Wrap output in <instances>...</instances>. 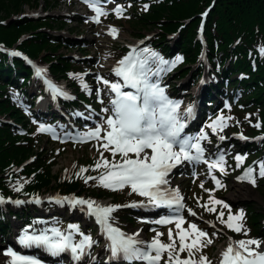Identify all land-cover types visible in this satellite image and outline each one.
<instances>
[{
  "label": "rangeland",
  "instance_id": "1",
  "mask_svg": "<svg viewBox=\"0 0 264 264\" xmlns=\"http://www.w3.org/2000/svg\"><path fill=\"white\" fill-rule=\"evenodd\" d=\"M140 1L142 2L139 3ZM160 2L161 0H37L36 5L32 3H24L20 11L10 12L7 16L2 14L0 17V26L5 27L12 20L22 21V19H27L34 23H42L33 30L21 32L18 38H30L33 34L41 32L50 36L51 41L63 43L59 46H57L58 44L54 43L53 45L57 46L55 51L51 48H42V51L39 52L40 56L37 58V61L41 62L42 60H46L49 63L47 59L43 58L45 53L56 57L54 60L56 63H60V68H64V74L67 75L66 77L63 76V74H57L59 75L58 77H60V80H63L65 84L71 89L76 88L77 85L82 87L84 93H86V96L88 97L86 103L92 104L97 113H99V117L93 113L92 118L94 122L87 123L84 129L88 127L95 128L98 125H103V127L106 128L107 125L104 124V121L110 114L109 112L106 113L102 111V109L107 108L110 92L109 89L106 88V86L97 78L99 77L104 80H108L111 83L118 82L122 84L123 81L120 77L112 76V71L115 68V65L118 64V61L126 57V53L130 50L128 46L130 47L133 42L136 44L137 42L142 41V44L136 46V49L138 48V50L133 57L141 58L143 53H145L147 56L150 55L151 52H148V50H154L155 47L152 45V43H149L150 39L147 38H152V36L153 38L155 37L154 33L156 30L152 29L153 24L150 23L143 28L141 27L142 24L140 26L139 23L130 22L129 20L134 14H139L140 11L147 10L149 3ZM89 3H95L104 13H106V15L100 16L99 23H95L91 19V14L94 12L89 7ZM117 7L122 10L119 17L115 11ZM206 9L211 10V6H204L198 13L199 21L196 25V39L201 38L203 42H206V39L209 38V34L207 33L208 29H206L207 23H201L203 20L202 16ZM204 17L206 18V14H204ZM45 20H48V23H45ZM149 20L150 19L147 21ZM49 21L53 22L49 24ZM200 23L203 24V28ZM166 24L169 25L168 22H166ZM108 27L115 28L117 30L115 38L109 34L110 30H108ZM180 29L181 26L178 25L175 30H164V37L161 38H166L165 41L169 42V45L174 48V45L171 43H174L175 40H178L177 31H180ZM179 34H181V32ZM66 39L70 40L71 42L64 43ZM197 41L200 42V48L202 45L201 40L198 39ZM156 43H158V41H156ZM146 44L147 46L145 47ZM10 49L12 48H3V50L7 52ZM145 49H147V52H145ZM154 51L158 52L157 50ZM197 55L198 52L195 56L196 59H198L200 56L199 55L197 57ZM65 60H69L71 62L73 61L79 66V68H65ZM152 61L153 59H149L150 63L148 62V65L146 66V68L149 70V81L153 79L151 77L155 76L153 75L154 67L152 66ZM201 67L202 66H200V68ZM182 68L183 67L180 69ZM170 71L172 70H169V72ZM165 72L167 73L168 71ZM221 74H223V72H221ZM239 74L240 71L237 73V75ZM189 75H186L181 79L176 78L177 76L174 75H169L165 80H163V77L157 79V81L161 83V87L164 89L168 87L169 90H171V86L169 84L174 83L175 87L182 94L181 97L174 98L176 102L181 104L178 109V114L181 111L183 113L187 105V99L193 97L192 92L196 88V85H192L191 70L189 71ZM189 77L190 80L188 81ZM224 77H226L225 74L221 75V78L218 82L224 81ZM239 78L244 79L245 76L239 75ZM73 79L77 84L76 86L72 83ZM248 79L249 76L244 80V83ZM84 85H86V87H84ZM209 85H213L212 82H210ZM226 87L228 88L227 92L229 94L230 92L231 94L236 93V90H234L235 93H232V89H229V85ZM249 90L251 92V87ZM205 91H208V88H206ZM205 91L204 94H206ZM255 91L256 89L253 91V93ZM8 92H11V88L8 89ZM206 95L211 96V93ZM168 98L172 99L173 95L170 94ZM230 98L232 99H229L228 97L224 98L223 100H216L215 110L211 112L209 116H206L203 119V122L200 124L201 126L199 128V130H201V132H203L207 137L204 139V141L208 142V149L212 150L213 147L216 146L214 151L219 155L211 159L209 163L219 160L222 156L224 161V172L221 173L218 169H213L210 172L208 169V163H203L202 169H195V174L191 173V170H189V172L182 170L169 177V180L177 186L178 190H181L182 194L180 196L183 198L182 200L185 203V209L191 208L195 213V215H189V213H187L184 209L185 212H181V214H179V217H183L184 219V223L181 224V228L188 229L189 223H195L197 227L206 232L208 237L213 241L212 244L209 245L210 248L208 249V251L211 250L210 254L215 256V260L211 264H216L218 262V258H221V245L224 244V246H226L232 240L238 242L240 240L256 239L262 242L261 246H264V234L261 236L255 234V237L257 238H253L254 236L252 235V227L250 233H248L245 227L246 220L248 217H250V213L251 215L252 213L259 215L257 218L258 225L260 227L264 226V178L260 177L258 174V164L260 162H264V157L261 155V151L264 150V139H260L261 137H264V129L263 127H254V125L257 123H259L260 126L264 124V104H256L257 107H254V105L251 104V110L243 108L242 106H235L233 109H231L229 102H233L235 104V102H238L239 98H241V95H233ZM8 106H13V104L10 103ZM37 107L38 105L36 106L35 113H37V115L40 117H44V120L49 119L48 114L43 115L41 112H37ZM17 108L21 110L23 107L18 105ZM11 111H14V109H9V111L0 113V120L18 127L19 131L23 133L22 135L24 136L29 133L40 136V145L36 146H41L40 150L37 149L29 156L35 159L36 155L40 156L42 153V156L48 155L47 159H52L54 157L49 169L53 175H57V180L52 181L53 184L48 187V189H44L45 192L52 194L63 192V186L60 187L58 185V183H60V178L62 181H64L76 177L85 183L86 177H99L101 173L105 171V169L103 167L96 169V164L97 162L102 164L104 159L108 160L110 163L121 161L119 154L114 157L111 154V151H105V149L101 146L104 143L103 140L97 141L95 139H87L86 134L88 131L82 129L81 124L78 121L76 122L79 124V126L74 124L75 131H73L72 128L70 129V127H67L65 124H62V126L59 124H53V127L49 128L44 122L39 120L37 115H34V113L29 110V107L22 109L20 121L14 116L10 115ZM31 113L33 116H31ZM28 114L31 116V118L35 119L30 120ZM101 114H103L102 117L100 116ZM218 117L224 118L226 127L223 128V131H220L218 126L217 131L213 133V130L208 127V125H211L212 122ZM61 118L64 117L61 116ZM64 121L66 124H68L67 119ZM41 126H43L45 131H40ZM248 126L251 127V129ZM48 129L51 131H48ZM67 130L69 132H67ZM237 134L253 135V137L256 139L247 142L246 144H248V146L245 145L244 147H241L239 146V142L236 140ZM101 136H103V131ZM220 136H224V140H227V142L217 141L216 138L218 139ZM210 137V140L212 141L215 139L214 142L209 143L208 138ZM23 140L24 139L22 138L18 142L22 143ZM231 142L234 143V145L227 147L228 143ZM148 151L150 152V150ZM101 153H103V157H101ZM237 155L245 157L243 162L239 165H237L235 160ZM29 161V159L25 158L19 163L21 164ZM246 167L253 169V177L256 180L255 187L249 184L247 180L241 179L244 176L242 175V171ZM81 168H85L87 171L81 173L78 176L77 173H80ZM212 177H215L216 180L220 181V187H217ZM92 180L93 179H89L87 183ZM201 184H203V187H201ZM237 189L239 190L237 191ZM240 190L241 192L243 191L242 194L241 192L239 193ZM122 191L124 195H126L124 197V200L126 199L125 201L121 199L122 197H117L115 200H113L114 197L109 196L106 198H100L96 201L101 203H110V201L113 200L115 203L119 202L126 204L124 205L125 207L119 209V214L121 215L123 212H127L126 214L129 215L128 217L132 218L133 213L127 208L131 206L128 205V202H132L134 200L141 202L145 201L147 198L139 196L136 193H132L130 187H125ZM231 193H239L241 196L240 198L235 199L233 196H231ZM93 194L94 193L82 191V196H86L85 199L88 198L95 200L96 197ZM210 197L213 199H218L229 205V208L231 209V215L233 216L237 215L241 211L243 212V220L240 222L243 224V229L241 232L237 233L229 230L225 224L221 223L220 219L217 218L219 213L222 211L224 213L223 220L227 221L230 214L229 208H224L222 205H215L216 211L209 212L204 207H202V205L205 204H208L209 207H212V205L209 204ZM11 202H14L13 198L11 199ZM148 205L152 204L148 203ZM154 208L157 212V207H153V209ZM12 210L21 213L23 220L26 219L25 215L30 214L28 211H34V213L39 215H41L44 211L42 207H37L35 205L31 206L25 203L17 205L16 207L12 208ZM48 210H52V207H50ZM66 211L62 214V218H64L63 216L66 214ZM46 212L51 214V211ZM120 215L116 216L114 221L116 223L119 221V223L125 229H127L128 232L139 230L143 235L144 240H146L144 248H146V245L151 243L153 239L157 238V233H160L159 240L161 243H170L168 238L169 231L172 233L176 248H179V238L177 236L179 229L176 228L174 222L166 226H158V217L156 214L152 217L150 216L146 222H144V220L141 222L140 219H138V222H132L126 219L127 217L125 218V216ZM7 216L13 220V224L11 226L13 227V235L10 238V241H12L17 233L15 228L20 227L21 220L16 219L14 215H10L9 213H7ZM45 216H47V214ZM78 218L79 217H69L68 219L73 220ZM245 231L247 232V235L244 234ZM98 239H100V234ZM191 239L192 238L189 237L186 239L185 243H191ZM100 247H98V249ZM0 250H2V248H0ZM3 251L4 253L6 252L5 249H3ZM206 253V249L203 248L202 251L196 252L192 259L198 260V256H205ZM152 254L154 255V253ZM179 255L181 259L188 258L187 250L179 253ZM166 261L167 253H164L159 264H166ZM10 262L11 261H8L9 264ZM83 262L84 261L74 264H86ZM64 264H67V262L64 261Z\"/></svg>",
  "mask_w": 264,
  "mask_h": 264
},
{
  "label": "snow or ice",
  "instance_id": "2",
  "mask_svg": "<svg viewBox=\"0 0 264 264\" xmlns=\"http://www.w3.org/2000/svg\"><path fill=\"white\" fill-rule=\"evenodd\" d=\"M89 7L96 13L92 18L93 21L99 23L100 16L106 15V13L95 3H89ZM115 11L119 17L122 10L117 7ZM109 34L115 38L117 30L111 28ZM145 52H147V49H145ZM12 55H19V53L13 52ZM149 59H159L161 65L168 63L160 59L155 52L151 53L149 58L133 57L130 54L118 61L117 67L113 69L115 75L122 79L123 84L111 83L108 80L97 78L109 89L110 93L115 94V97L110 100V109H102L106 113L111 112L104 121L107 127L104 128L103 125H98L86 134V138L97 141L103 140L104 143L101 146L105 151H111L114 157L119 154L121 161L110 163L104 159L102 164L97 162L96 169L103 167L105 171L99 177H86L85 183L89 179L97 180L98 186L112 191L130 187L132 193L146 197L148 202L156 207L167 206L171 208L175 205L176 210L179 211L183 208L181 203L183 198L179 195V192H168L162 186L168 184L166 177L177 165L184 161L199 163L203 160L205 150L201 147L200 141L207 137L203 132L196 137L181 136L185 124L181 122V117L178 115L180 104L169 99L165 94V89L159 83L149 81V70L146 68ZM176 62H180V58H177ZM172 66L174 67L175 64ZM35 71L37 76H42L45 72L40 67H36ZM158 74L153 73V75ZM49 88L54 96L65 95L63 90L50 82ZM122 88L134 91H122ZM190 112L191 108H188L187 113ZM218 126L220 131H223V128L226 127L223 117H218L211 125H208L213 133L217 131ZM254 127L259 128L260 124L257 123ZM40 131H45L43 126H41ZM48 131L51 130L48 129ZM102 131L103 136H101ZM240 138L247 139L243 136ZM219 139L222 141L225 137L220 136ZM260 139H264V137ZM192 150H195V155L192 154ZM101 157H103V153H101ZM244 159L245 157L241 155L235 157L237 165L242 163ZM223 163V157L221 156L219 160L208 163V169L210 172L213 169H218L223 173ZM258 168L259 176L264 178V162H260ZM85 171L87 169L81 168L80 173H77V175L79 176ZM212 179L217 187L221 186L219 180H216L215 177H212ZM241 179L247 180L253 187L256 186L252 168H248ZM201 187H203V184H201ZM15 190L19 191L20 188L17 187ZM0 203H5V201L0 198ZM13 203L20 205L24 201L16 200ZM71 203L73 206H87L88 215L94 216L96 223L100 225L106 241L105 250L110 253L112 259L122 257L130 264L137 260L146 261L147 264H159L162 255L167 253L166 264H211L204 255H200L198 260L192 259L196 252L202 251L203 248L211 245L213 241L195 223H189L188 229H182L183 217H177L174 221L170 219L157 221L160 224L175 223L176 228L179 229L177 232L179 238L178 249L171 231L168 234L170 243H161L159 240L160 233H157V238L147 244L146 248H142L140 245L144 244L143 241L137 240L135 235L125 234L119 228L113 226L114 217L112 213L120 206H101L95 201L83 199H74ZM209 204L212 207H209L208 204L202 205L209 212L216 211L215 205L229 208V205L211 197ZM229 213L227 221L223 220L224 213L222 211L217 218L229 230L237 233L241 232L243 224L240 222L243 220V212L241 211L233 216L229 208ZM189 215H195V213L189 210ZM70 227L71 233L68 235H64L56 229L50 230L52 236L45 234L28 235L26 234L27 230H25V234L20 237L19 242L25 246H43L52 255L69 251L76 261H80L85 255L91 256L90 250L98 242L83 234H81L82 238L79 242H73L72 233H78L79 229L74 226ZM244 234L247 235V232L245 231ZM189 237L192 238L191 243L186 244L185 241ZM261 244L262 242L256 239L240 240L236 243L230 242L226 250L221 253L220 264H264V250L261 249ZM185 250L188 252V258L181 259L179 253ZM4 254L11 257L10 264H39L37 260L18 255L11 249Z\"/></svg>",
  "mask_w": 264,
  "mask_h": 264
},
{
  "label": "trees",
  "instance_id": "3",
  "mask_svg": "<svg viewBox=\"0 0 264 264\" xmlns=\"http://www.w3.org/2000/svg\"><path fill=\"white\" fill-rule=\"evenodd\" d=\"M141 2L142 1L139 3ZM24 3H32L36 5L37 0H0V17L2 14L7 16L10 12L20 11ZM148 6L147 10H139V14H134L129 21L139 23L140 26L142 24L141 27L143 28L151 23L153 24L152 29L159 31L157 33L158 36L149 38V43H152L155 47L154 50H157L158 52H155L154 50H148V52H155L160 59L167 61L168 63L163 65L160 64V69L162 70L157 69V66L152 64L154 68L156 67L155 73H159L158 75H160L163 70L169 66L171 70H179L177 75L178 78L181 79L182 77L189 75V71L191 70L192 83L196 82V76L199 73L200 68L199 70L198 68L194 69L192 64L193 62H196L195 56L199 51L200 43L197 41L198 39H196V25L199 21L198 13L204 6H211L206 21V29H208L207 33L209 34V38H207L208 40L206 39L208 42L207 52L210 60L215 66V72L220 73V75L225 74L226 77H224V81L218 83L217 86L211 85L208 87V91H205V93L212 94L213 91H218V93H221H219V95L222 98H228L227 96H229V99H232L230 97L233 95H241V98H239L238 102H235V104L229 102L231 109L235 106H242L243 108L251 110V104L254 105V107H257L256 104H264V0H161L160 3H149ZM148 19L150 20L147 21ZM44 22L48 23V20H45ZM52 22L53 21H49V24ZM166 22H168L169 25L166 24ZM40 24L42 23H34L27 19H22V21L12 20L5 27L0 26V42L10 45L18 38L21 32L33 30ZM178 25L181 26V34H179V38L176 41L175 50L166 53L165 47L169 46L166 44V38L161 37H164V30H175ZM31 32L34 33L33 31ZM33 35L23 42L21 48L25 53L34 58L40 56L39 52L42 51V48L44 47L47 49L51 48L55 51L57 46L63 44L51 41L50 36L45 33L39 32ZM156 41H158V43H156ZM67 42L71 41L66 39L64 43ZM54 43L58 45L55 46L53 45ZM44 55L43 57L52 63L51 71L53 75L63 74V76L67 77V75L64 74L65 69L62 67L60 68V63H56L54 60L56 57L46 53ZM177 58H180V62L178 63L176 62ZM153 62L157 64L159 63V59L153 60ZM181 63H184L187 67L181 66ZM173 64H175L174 67L172 66ZM9 66H11L10 61L7 58L0 56V113L9 111V109H14V111L10 112V115L20 121L22 109L29 106L24 105L27 103H22L19 100L18 93L14 92V84L24 80V83L20 86L22 87L25 85V79L20 75H16V82H12L6 74L8 72L6 68H10ZM64 66L65 68H79L78 65L69 60L64 61ZM181 67H183V69H180ZM166 71L169 72V70ZM239 71L241 72V75L245 76V78L240 81L232 82L229 77L231 75L236 76ZM168 72H163L162 75H165L164 78H167L170 75ZM221 72H223V74H221ZM248 76L249 79L244 83V80L247 79ZM72 83L75 86L77 85L74 79ZM169 85L171 86L170 91L174 92V95L181 96L174 83H170ZM227 85L230 86L229 89H232V93H235L234 90H236V93L231 94L229 91V94L227 92ZM250 87L251 92L249 90ZM9 88H11L10 93L8 92ZM76 89L78 99L67 104L68 107H71V105H80L83 99L88 100L82 87L77 85ZM255 89L256 91L253 93ZM24 102L27 101L24 100ZM204 102L206 103L205 108L207 109V112L210 113V111L215 108L213 106L214 99L205 98ZM10 103H12L13 106H8ZM18 105L23 108L19 110L17 108ZM29 110L32 112L30 107ZM31 116H33L32 113ZM31 116L28 114L29 119L34 120L35 118H31ZM262 127L264 129V124L260 126V128ZM249 128L251 129V127ZM22 134L23 133L19 131L18 127L0 120V173H2L7 166L8 168H11V166H9L10 164H20L19 162L34 153L37 149L40 150L41 146L36 147L37 145H40L39 135L29 133L24 136ZM22 138L24 139L22 142L23 144L18 142ZM36 139L38 142H34ZM231 145H234V143H231L230 146ZM245 145L248 146V144L245 143L241 144V147H244ZM261 155L264 157V150L261 151ZM47 156L48 155L42 156V153L40 156L36 155L33 161L34 163L28 166L24 172L20 174H12L10 180H7L6 178L3 180L0 179V192H3L4 194L16 193L15 189L18 185H22L24 192H36L38 190L48 189V187L53 184L52 181L57 180V175H53L49 169L54 157L52 159H47ZM58 185L60 187L63 186V191L66 192L73 191L77 193L87 191L94 193L93 195H95L97 199L109 196L114 197L113 200L117 197H122L121 199L124 200L125 197L122 190L112 191L98 186L97 180L83 183L80 179L72 178L70 181L61 182L58 183ZM121 215L127 217L126 219L128 220L132 219L124 212ZM25 216L26 219H24V222L29 223L31 216ZM258 216L259 215L255 213H252V215L250 213V217L247 218L245 223L248 233L251 232L252 227V235L254 237L255 234L258 236L264 234V231L262 233L259 232L260 226L258 225ZM4 222L5 221L0 220V223ZM45 225L52 227L57 225V227L61 229L65 227L67 223L59 214L54 213L48 216ZM78 226L80 227V223ZM88 231L92 232L91 226L88 228ZM76 239H78V234H76ZM209 248V245L205 247L207 251L205 256L212 263L215 260V257L210 254L211 250L208 251Z\"/></svg>",
  "mask_w": 264,
  "mask_h": 264
},
{
  "label": "bare ground",
  "instance_id": "4",
  "mask_svg": "<svg viewBox=\"0 0 264 264\" xmlns=\"http://www.w3.org/2000/svg\"><path fill=\"white\" fill-rule=\"evenodd\" d=\"M204 3V2H203ZM210 3V2H209ZM218 3V1H217ZM210 11V9H206V11L204 12V14H206V18L208 17V12ZM94 14V13H93ZM206 18L204 17V22H206ZM202 22V23H204ZM111 27H108V30H110ZM161 30V29H160ZM157 33L159 32L158 30H156ZM155 31V37L158 36V34H156ZM162 33V31H161ZM178 35L177 37L179 38V33L180 31H177ZM153 37V36H152ZM27 38H17L15 41H13L12 44L10 45H6L5 43L0 42V56H3L4 58H7L10 63L11 66H9L10 68H6L7 69V77L11 79L12 82H16V75H20L25 79V85L20 87L21 84L24 83V80L21 82H18L17 84H14V92L18 93V98L22 103H27L24 105H27L31 108L32 112L34 113V115H37V113H35V109L36 106L38 105L37 112H41L43 115H49V119L47 121L43 120V122L50 128L53 127V124H59L60 126H62V124H65V118L68 119V122H70V124L72 122H74L76 118H79L80 120L85 117L87 119H91L90 114L87 113L86 111H84V109L82 108V105H78L76 108L72 107L71 109L67 108L64 109L60 106V98L59 96H56V101L51 100V98L49 97V94L47 92L50 91L51 89L49 88V82L54 85V83L61 89H65L67 91H69V89L67 88H63L64 83H62L60 80H54V79H58L60 77H58V75H53L52 71H51V66L52 63H50V68H49V63L46 60H42L41 62L37 61V58L31 57L29 56L27 53H25V51L21 48L23 45V42L26 40ZM176 41H174V43H171L172 45H174V48H172L169 45V42H167L166 44L170 47H165L166 48V53L175 50L176 47ZM135 43L133 42L132 45H134ZM136 45V44H135ZM3 48H13V49H17L18 51L21 50L24 53V56L26 58H29L31 60H36V65H42L46 68V71L44 72V74L42 76H37L36 75V71L34 69V66L30 65L29 63H27L26 61H21L19 60V56L17 55H12L10 53H8L7 51L3 50ZM138 50V48L134 49V54H132V56L135 55L136 51ZM206 55H207V62L210 64V66H213V62L210 60V57L208 55V52L206 50ZM143 58H148L150 56H147L145 53H143L142 55ZM42 58V57H41ZM44 58V57H43ZM169 59V58H167ZM203 62V60L201 59L198 62H193V67L194 69L197 66V64H201ZM227 63V62H226ZM153 65L157 66V69H160V62L159 63H154L152 61ZM117 65V64H116ZM181 66L187 67L185 66L184 63L180 64ZM210 66H208V68L210 69ZM117 67V66H116ZM164 69V68H163ZM166 69H169V66H167ZM183 69V68H182ZM166 70L164 69V73ZM179 71V70H178ZM178 71L172 70L169 72L170 75H174L177 76L176 78H178ZM241 76V72L239 74ZM239 75H236V77L234 76H230V80L232 82L234 81H240L242 79L239 78ZM112 76L113 77H117L115 75V73L112 71ZM159 77H163V79H167L164 78L165 75H159ZM152 78V77H151ZM221 78L220 73H211L210 78L209 76H205V79H207V83L204 86L199 85V83L196 84V88L193 90V97L192 98H196V99H200L202 100V96H201V91L203 89H206L208 87H210V79L211 82L214 86H217L218 83L223 82V81H219V79ZM49 79L47 82L46 80ZM192 79V78H191ZM122 80V79H121ZM190 80V77L188 78V81ZM192 85H194V83H192ZM181 87V86H179ZM47 89V90H45ZM126 91H134L132 89H128V88H124ZM73 90H77L76 88H73ZM74 91V92H75ZM13 92V93H14ZM194 92H196V94L194 95ZM76 93V92H75ZM220 93V92H219ZM113 94V93H112ZM221 94V93H220ZM227 96V95H226ZM229 97V96H227ZM191 99V98H188ZM24 100H26L27 102H24ZM195 103L198 104L197 100L193 101ZM192 102V103H193ZM76 111V112H74ZM205 111V110H204ZM38 113V114H39ZM80 113V115H78ZM82 115V116H81ZM61 116H63L64 118H61ZM41 119H44V117H40ZM69 124V125H70ZM187 128H189V126H187ZM187 135L183 136L186 137ZM40 139V138H39ZM237 140V139H236ZM238 141V140H237ZM34 142H38L37 139ZM247 142H240L239 146H241V144H245ZM219 156L217 153L214 157ZM213 157V158H214ZM26 159H29V162H25V163H21V164H10L9 166H11V168L5 167L4 170L2 171V173H0V179L3 180L4 178H6L7 180H10L12 174L17 173L20 174L22 172H24V170L32 165L34 162L33 157H27ZM33 159V160H32ZM190 162H188L187 164L180 166V168H182L183 170H187L189 167ZM73 179H79V178H73ZM167 179V178H166ZM71 179L68 180H64L66 181H70ZM168 180V184L165 186L170 187V189L173 191V187L172 184L170 182L169 179ZM61 180L60 178V183L64 182ZM17 187L20 188L19 191H16V193H6L4 194L3 192H0V198H2L5 203H0V220L5 221L4 223H0V248H2V250H0V264H9L8 261H11V257L6 256L4 254L3 249H5L6 251H8L9 249H11L13 252L17 253L18 255L21 256H27L29 258H33L35 260H37L39 262V264H64L63 262V258L58 256V255H52L49 251L46 250V248H44L43 246H25L23 244H21L19 242L20 237L25 234V230H27L28 235H40V234H45V235H49L52 236V232L50 230L55 229V228H50L49 226L45 225V221L47 220L49 215H52L54 213H58L60 216H62V214L66 211V214H64V218L63 220L67 223L68 226H65L63 228H61L62 232H66V235L71 233V227L70 226H74L77 227L79 229V236H78V241L82 238L81 234L83 235H87L90 236L94 241L96 240H100L101 239V235H100V239H98L99 237V228L100 225H93L92 222L89 219V215L86 211H84V207L86 205H75L73 206V204H68L66 201L60 199L63 195H67L68 193L66 191L63 192H59V193H48L45 192L44 190H38L36 192H24L22 189V185H18ZM16 187V188H17ZM239 189H237L238 191ZM62 191V190H61ZM166 191L171 192L169 190L166 189ZM179 192V195L182 194L181 190H177ZM241 192V190L239 191V193ZM73 193V196H68L70 199L72 198H77V199H83V200H91L86 198L85 199V195L82 196V192H77ZM237 193H231V196H233V198L237 199L240 198V194ZM243 193V191L241 192V194ZM126 196V195H125ZM15 197V198H14ZM14 199V201L16 200H20V201H24L25 204L31 205V206H37V207H42V209L44 210L43 213L41 215L34 213V211H28L29 216H31V219H29V223L28 222H24L23 218H22V214L12 210V208L16 207L17 205L13 202H11V199ZM48 198H51L52 200H49ZM106 198V197H105ZM54 199H59L58 202H54ZM142 200V198H141ZM140 200V201H141ZM38 201V202H37ZM68 202L70 203L71 200H68ZM111 204L116 205V203L111 200L110 201ZM132 203H138L137 200L132 201ZM148 200L146 199L145 201H141L139 203V205H134V206H129L127 207L128 209H130V211L133 213V217L130 221L132 222H138L140 219V221L142 222L144 220V222H146V220L151 216H154L155 214H157L156 216L160 215V213H157L155 210V208L153 209V207L155 205H148ZM112 206V205H111ZM50 207H52V210H48ZM5 210V211H4ZM46 211H51V214ZM175 211H177L175 208L171 207V212L175 213ZM23 212V211H22ZM120 210H117L115 212L112 213V216L114 217V219H116V216H119ZM7 213H9L10 215H14L16 217V219L21 220V225L18 228H15L16 236L14 237V239L12 241H10L11 236L13 235L12 232V224H13V220L8 218ZM125 213V212H124ZM127 213V212H126ZM47 214V216H45ZM177 214V213H176ZM88 215V216H87ZM120 216H124V215H120ZM166 216V215H163ZM69 217H79L78 219H73V220H69ZM161 217V215L159 216ZM177 217H179V215H177ZM126 218V217H125ZM77 224H76V223ZM119 222V221H118ZM80 223V227L78 226V224ZM92 226V234L88 233V228ZM124 228V227H123ZM57 230V229H56ZM121 231L123 232L124 230L121 229ZM264 231V227H261L259 229V232H263ZM76 233H72V236L75 237ZM129 235H135V238L137 240L143 241L144 244L140 245V247L144 248V245L146 243V240H144L143 235L141 234V232L138 231H131V233H129ZM73 239V242H76L77 240L75 238ZM231 243H236L234 240L231 241ZM229 245V244H228ZM228 245L224 246V244L221 245L222 252L224 250H226V248L228 247ZM95 246V245H94ZM94 246L92 247L91 254L95 253V248H98V246ZM264 247V246H262ZM262 250H264V248H261ZM49 252V254H48ZM105 252H107L105 250V246L102 245L100 247V249L96 252V258L102 257L103 255H105ZM63 253L68 254V256L70 257V259L73 260L72 254H70L68 251H65ZM215 257V256H214ZM82 261L88 262L89 264H93L95 262L91 263V256H86L85 258H83ZM221 261V258H220ZM3 262V263H2ZM135 262H138L139 264H146V261H140L137 260ZM97 264H99L98 261H96ZM122 264H129L126 260H124L122 258Z\"/></svg>",
  "mask_w": 264,
  "mask_h": 264
}]
</instances>
